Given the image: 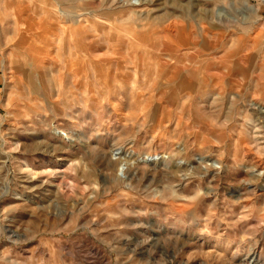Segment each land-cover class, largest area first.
<instances>
[{
	"label": "rangeland",
	"instance_id": "rangeland-1",
	"mask_svg": "<svg viewBox=\"0 0 264 264\" xmlns=\"http://www.w3.org/2000/svg\"><path fill=\"white\" fill-rule=\"evenodd\" d=\"M134 1L0 0V264H264V0Z\"/></svg>",
	"mask_w": 264,
	"mask_h": 264
},
{
	"label": "bare ground",
	"instance_id": "bare-ground-1",
	"mask_svg": "<svg viewBox=\"0 0 264 264\" xmlns=\"http://www.w3.org/2000/svg\"><path fill=\"white\" fill-rule=\"evenodd\" d=\"M135 3H132L133 6H139L141 3H142V0H135L134 1ZM247 5V4H246ZM244 11L246 12V14H244L241 18V22L242 23H247L249 22V20L252 18V16L256 13L255 10H253L249 5H247L246 7L243 8ZM242 14V13H241ZM215 17H216V20L220 23L222 22H225V21H221V20H226V22H233L235 19H233L230 15H228L224 9H217L215 11ZM39 25V24H38ZM33 30V29H32ZM69 30V27H67V29L65 30L68 31ZM183 31V30H181ZM19 33V32H18ZM186 33V32H185ZM187 34V33H186ZM252 49V48H251ZM246 58V57H245ZM245 62V61H244ZM74 67V66H73ZM219 96V95H218ZM249 106L252 107V109L257 112L259 115H263L262 117H264V106L263 105H260L258 103H250ZM257 116V115H256ZM259 122V121H257ZM261 122V121H260ZM252 123V122H251ZM255 124V123H254ZM53 135L54 136H57V137H61L63 138L64 140H66L69 144H71L72 142V138L68 137L66 134H63L61 133L60 131H57V130H54L53 131ZM133 151V150H132ZM180 153L183 152V150H179ZM118 152V151H117ZM115 152L113 154L114 156V159L117 160L115 163H116V167H117V179L119 180H126L127 179V176H126V171L127 169V166H128V162L126 159L128 158H133V157H136L135 160L130 163V164H133V163H142V164H152V165H157V164H161V163H164L165 161V155L164 154H152V155H143V156H136L133 152H127V153H117ZM130 160V159H128ZM199 162H201V165H203V167L205 169H211V168H216L215 167V163L214 162H209V161H206L205 159L203 158H199ZM130 166V165H129ZM187 167V164L183 161H178V162H175L174 163V168L175 169H181L183 167ZM257 178H260L262 175L261 173H257L256 175H254ZM253 177V176H252ZM255 179V178H254Z\"/></svg>",
	"mask_w": 264,
	"mask_h": 264
},
{
	"label": "crops",
	"instance_id": "crops-1",
	"mask_svg": "<svg viewBox=\"0 0 264 264\" xmlns=\"http://www.w3.org/2000/svg\"><path fill=\"white\" fill-rule=\"evenodd\" d=\"M177 70L178 69H177L176 66L171 67L169 65H164V66L161 67L160 73L167 72V73H172V75H173Z\"/></svg>",
	"mask_w": 264,
	"mask_h": 264
}]
</instances>
